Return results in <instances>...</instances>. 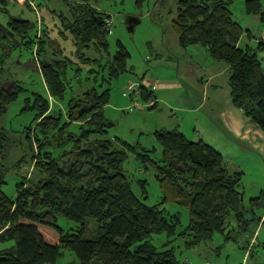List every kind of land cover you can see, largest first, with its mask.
I'll use <instances>...</instances> for the list:
<instances>
[{
	"label": "trees",
	"instance_id": "1",
	"mask_svg": "<svg viewBox=\"0 0 264 264\" xmlns=\"http://www.w3.org/2000/svg\"><path fill=\"white\" fill-rule=\"evenodd\" d=\"M142 1L135 3L140 6ZM235 1L180 0L173 29L181 47L201 45L214 61L226 64L232 105L264 134V69L256 50L239 47L243 30L233 18L231 7ZM72 11L75 20L68 24V29L77 53L95 42L106 48L108 33L102 29L109 17L84 2ZM246 13L264 22L258 0L247 1ZM33 30L32 23L14 17L5 26L0 24V73L16 45L33 48L34 61H38L39 38L31 36ZM43 44L40 39L38 70L51 97L59 98L64 91L58 71L60 63L41 57ZM257 48L263 50L264 44L260 42ZM96 50L100 51L99 47ZM128 58V52L118 42L108 64L110 76L125 72ZM13 86L8 93L0 85V117L21 91L17 83ZM108 95V92L97 95L91 90L70 101L68 122L84 123L86 128L78 135L67 133L65 138L62 134L67 126L49 113L46 100L36 98L34 121L43 119L34 139L37 154L32 150L38 159L31 168L41 179L22 180L16 185L15 199L10 200L2 190L5 181L0 165V245L13 244L0 249V264H57L65 250L73 252L80 264H189L180 262L174 249L158 251L151 244L152 237L162 233L170 237L177 235L190 249L211 240L215 232L224 233L231 214L241 222L245 212L240 199L243 173H231L219 151L201 140H188L178 130L156 133L163 149L162 165L147 154L137 157L143 166L147 163L154 166V176L163 194L161 204L176 203L188 210V226L177 233V216H166L158 205L149 207L140 200L122 170L127 158L124 146L131 151L136 148L123 144L119 149L110 140L92 139L106 134L112 127L102 113ZM140 97L148 101L154 95L141 87ZM26 136L31 143V137ZM6 142V135L0 130L2 157ZM64 148L70 149L64 151ZM59 151L61 155L57 154ZM261 199V195L253 197L251 202L261 205ZM59 218L75 224L76 230L66 232L59 228ZM89 220L97 226L91 237L87 236ZM45 228L56 232L52 233L55 240L46 237L51 232Z\"/></svg>",
	"mask_w": 264,
	"mask_h": 264
},
{
	"label": "rangeland",
	"instance_id": "2",
	"mask_svg": "<svg viewBox=\"0 0 264 264\" xmlns=\"http://www.w3.org/2000/svg\"><path fill=\"white\" fill-rule=\"evenodd\" d=\"M29 1L33 6L24 0H7L5 4L0 3V24L5 26L13 17L33 24L31 36H38L39 41L41 39L44 43V53L40 54L41 57L60 63L58 71L64 84V91L59 98L51 97L47 84L38 70L37 62L41 60L38 55L39 41L36 63L32 54L33 48L16 45L0 73V85L8 93L12 91L15 83L21 88L17 98L8 105L6 112L0 117V130L7 138L5 155L0 156L5 181L3 193L10 200H14L16 185L22 180L41 179V175L31 169L34 160L38 159L34 156L35 152H38L34 139L39 133L38 124L43 119L41 117L34 121L37 97L46 100L50 106L49 113L59 117L62 125L67 126L63 130L64 135L62 134V138H65L67 133L78 135L82 128H86L84 123L68 122L67 110L70 101L81 98L91 90L97 95L108 92L107 105L102 109V113L112 127L106 134L94 136L92 139L110 140L119 149L124 146L123 144L136 148L135 151H131L124 146L127 158L123 162L122 170L129 179L131 190L147 206L158 205L159 209L165 211L166 216H177L179 220L177 233L188 226V210L176 203L161 204L163 194L154 176V166L150 163L143 166L137 157L147 154L152 161L162 165L163 149L156 138L157 132L178 128L179 132L190 140V132L198 118L196 129L208 131L205 141L211 143L213 139L223 143L224 147L220 154L243 172L241 189L245 212L241 222L231 214L227 219L224 233L215 232L211 240L190 249L186 248L182 237L177 235L170 237L166 233L153 236L151 244L158 251L174 249L176 258L183 263L264 264V159L259 152L251 153L250 149L247 151L239 142L229 139L219 127L217 119L211 117V106L209 114L203 110L199 115L191 116V113H186L185 110L190 109L192 103H198L204 93L198 88L195 80L204 78L211 71L219 72L220 76L216 83L221 88L222 83H225L223 69L227 66L214 61L201 45H190L185 48L180 46L173 29V20L180 0H143L140 6L136 5L135 0ZM247 1L236 0L231 7L235 22L243 30L239 47L256 50L264 69V49L257 48L262 42L260 39L264 38V22L257 16L246 13ZM258 1L264 12V0ZM83 2L89 3L99 13L109 17L102 29L108 33L105 37L106 48L97 46L99 44L95 42L89 49L77 53L68 24L75 20L72 8L75 9ZM129 18H137L140 21L132 32L128 30L126 24ZM118 42L126 49L129 58L126 71L112 77L108 64L113 60ZM97 47L100 51L96 50ZM141 87L156 97L158 102L155 107L153 104L149 105L151 99L148 101L141 99ZM133 89L138 95L132 92ZM221 90L224 91V88ZM248 120L254 125L250 119ZM26 135L31 137V143ZM242 142L252 144L248 143V139ZM69 149L64 148V151ZM237 150L242 154L232 158ZM57 154L61 155L62 151ZM260 195L261 205L256 206L251 202V198ZM57 226L66 232H72L77 228L75 224L61 218L58 219ZM96 228V223L89 220L87 236H93ZM45 229L51 232L46 234V237L55 240L56 232L50 228ZM11 245L12 243H7L0 248ZM57 264L80 263L73 252L65 250Z\"/></svg>",
	"mask_w": 264,
	"mask_h": 264
},
{
	"label": "crops",
	"instance_id": "3",
	"mask_svg": "<svg viewBox=\"0 0 264 264\" xmlns=\"http://www.w3.org/2000/svg\"><path fill=\"white\" fill-rule=\"evenodd\" d=\"M260 40H262L264 44V38ZM223 73L225 76V83H222L223 85L221 88H224V91L221 90V88H219L218 84L216 83L217 79L220 76L219 72L211 71L210 73H208L207 76H204V78L200 77L197 78L196 80L194 79L198 88H201L204 93L202 94L198 103L196 104L192 103L191 108L185 111L186 113H191L190 114L191 116L196 114L199 115L200 114L199 112H201L202 110L209 114V109L211 106V114H212L211 117L217 119L219 123V127L221 128L223 133L228 135L229 139H232L237 143L239 142L240 146L243 149H246L247 151L250 149L251 153H253V151L259 152L264 159V134L255 125H251L249 123L250 121L248 120V118L244 116L241 110L235 108L232 105L230 88H229L230 72L228 67L223 69ZM188 74H191V72H188ZM157 102L158 100L154 96V98L150 101L149 105L153 104L154 105L153 107H155L157 105ZM194 120H196V118ZM198 123L199 122L197 118L196 125L194 124L195 127L192 130V132H190V140L192 141L201 140L206 144L211 145L219 152H221L224 147V144L218 143L213 139H211V143L206 142L205 135L208 133V131L196 129ZM176 130L179 131L178 128H176ZM245 139H248V143L251 142L252 144L248 145L247 143L246 144L243 143L242 140L244 141ZM239 154L242 153L239 150H237L236 154L232 156V158H235V156H238ZM224 159L227 163L226 166L231 173L233 172L243 173L240 168H237L233 164L229 163L228 159H226L225 157ZM260 222H262V219ZM0 246H4V245H0Z\"/></svg>",
	"mask_w": 264,
	"mask_h": 264
},
{
	"label": "water",
	"instance_id": "4",
	"mask_svg": "<svg viewBox=\"0 0 264 264\" xmlns=\"http://www.w3.org/2000/svg\"><path fill=\"white\" fill-rule=\"evenodd\" d=\"M140 23V21H139V19H137V18H129L128 20H127V28H128V30L130 31V32H132L133 30H134V27L136 26V25H138ZM100 24V23H99ZM240 199H241V201H242V194H241V197H240Z\"/></svg>",
	"mask_w": 264,
	"mask_h": 264
},
{
	"label": "built area",
	"instance_id": "5",
	"mask_svg": "<svg viewBox=\"0 0 264 264\" xmlns=\"http://www.w3.org/2000/svg\"><path fill=\"white\" fill-rule=\"evenodd\" d=\"M30 5L33 6V3L30 2ZM133 93H136L138 95V93L136 92V90L133 89L132 91Z\"/></svg>",
	"mask_w": 264,
	"mask_h": 264
}]
</instances>
